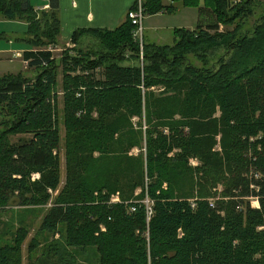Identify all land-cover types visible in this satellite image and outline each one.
I'll return each mask as SVG.
<instances>
[{
  "label": "trees",
  "instance_id": "16d2710c",
  "mask_svg": "<svg viewBox=\"0 0 264 264\" xmlns=\"http://www.w3.org/2000/svg\"><path fill=\"white\" fill-rule=\"evenodd\" d=\"M177 3L198 8L196 28L174 29L173 44L144 42L141 62L128 16L112 30L73 33V44L92 36L104 54L73 48L56 59L59 0L48 9L0 0V19L28 24L23 57L34 71L0 75V211L45 206L58 191L39 230L59 235L42 247L45 264H264V3L144 0L145 14ZM259 5L252 29H229ZM221 49L211 65L191 61ZM21 134L31 136L12 140ZM4 225L0 264H22L28 230L6 241ZM29 247L39 264L41 242ZM88 249L99 258L82 263Z\"/></svg>",
  "mask_w": 264,
  "mask_h": 264
},
{
  "label": "rangeland",
  "instance_id": "374dc122",
  "mask_svg": "<svg viewBox=\"0 0 264 264\" xmlns=\"http://www.w3.org/2000/svg\"><path fill=\"white\" fill-rule=\"evenodd\" d=\"M203 0H201L202 3ZM236 2H240L241 0H232ZM245 0H242L244 2ZM35 2V1H34ZM171 0H164L165 4L170 3ZM257 3H264V0H255ZM250 3V0H249ZM253 3V2H252ZM204 3H202L203 5ZM256 13L254 16L251 17L248 21L245 19H237L233 24L229 26V29H236V27L239 28V31L245 30L248 31L249 29H252L253 23L255 21V18L259 16V14L263 11V5L259 6H253ZM147 16V15H146ZM198 17L199 12L197 7H184L182 4L177 3V9L173 12H164V14L161 15H152L145 17L144 25L148 27L149 29H145L143 31V40L145 42H151V43H158V44H173L175 41L174 36V29L179 28H185V29H195L198 24ZM4 20V19H3ZM202 21L205 23L207 20V17H204ZM19 23H13V22H0V32H2L0 35V47L7 48L9 47V42L13 41L18 44L30 46L29 44L21 41V38L25 37L28 31V27L24 31H15V28H19ZM4 28V29H3ZM223 28V26H221ZM227 28V27H226ZM134 30V29H133ZM18 32V33H15ZM100 47L99 42L92 36H83L80 41L77 43V45L71 44V43H64L60 41L56 46L49 48L52 50L54 57L56 59H61L63 57V53L70 52L74 55L77 54L78 51H81L83 53L89 52L92 54H104L101 53V51H98ZM77 49L78 51L74 50ZM224 50H218L217 52H214L210 55H208L204 60L200 61L196 59L195 57H191V61L194 64L197 65H211L217 58H219L222 54H224ZM129 54V52H128ZM12 54H10L11 56ZM2 54L0 55V75L4 74H18L20 72L27 73L28 76L32 77L34 74L33 70H29L26 66V64L23 62V58H13L12 60L8 58H1ZM5 56V55H4ZM132 62H137L133 59H125L121 61L123 65H130ZM63 65L59 66V75H58V89L61 90L62 86V79H63ZM101 76V72H97V77ZM154 92L156 94H161L167 91V88L164 86H158L153 88ZM167 93H171V91H168ZM62 93L59 95V118L61 120L60 122V160H61V183L59 188L63 187L65 184L66 179V154H65V143H64V137H65V128L62 124ZM1 120V118H0ZM134 121H138L137 118H134ZM30 134H21L17 136H13L12 140L17 141L20 137L28 138L30 137ZM138 150H134L133 153H137ZM190 164L192 166L198 165L197 159L191 158ZM60 190V189H59ZM58 194V191L52 192V200L45 206L36 207V208H28V209H22L14 206V208L7 209L4 212L0 211V222L2 221L4 225V229L6 231L4 235V239L6 241L11 240L12 235L16 232L17 228L22 225L25 226L28 230V236L22 246V264H29L30 261V242L33 237H37V239L41 242V247L37 250H35L32 253V260L34 263L39 264H45L44 258L41 255L42 247L46 244H48L50 241L53 240V238L59 237V235H54L53 233H46L39 231L40 225L42 222L43 217L48 212L50 206L52 205L53 199ZM147 198L145 199V201ZM119 201V195L116 194L112 197V202H118ZM251 205L253 207H258V203L256 199H250ZM88 254L86 256H82L79 258V261L82 263L86 262V257L92 261L97 260L99 258V254L94 253L93 250H87Z\"/></svg>",
  "mask_w": 264,
  "mask_h": 264
},
{
  "label": "crops",
  "instance_id": "0c3cea01",
  "mask_svg": "<svg viewBox=\"0 0 264 264\" xmlns=\"http://www.w3.org/2000/svg\"><path fill=\"white\" fill-rule=\"evenodd\" d=\"M30 1L32 5H34V7L37 9L49 8L50 0ZM135 3L136 0H59V18L61 23V34L59 40L66 44H73L71 42V37L73 33L79 29H115L121 23H123V21L127 17L129 9L132 8ZM161 14L164 13L160 12L153 15ZM148 16L152 15H147L146 17ZM0 22L19 23L20 27L15 28V31H24L28 27V24L25 21L0 19ZM145 29L149 28L144 25L143 21V31ZM2 32L6 31L2 30L0 34ZM9 45L10 46L7 48L0 47V55L2 54L1 58H8L10 60H12L13 58H23V62H25L23 53L26 50H31V46L18 44L13 41H10ZM10 54L12 55L10 56Z\"/></svg>",
  "mask_w": 264,
  "mask_h": 264
},
{
  "label": "built area",
  "instance_id": "2783aa9c",
  "mask_svg": "<svg viewBox=\"0 0 264 264\" xmlns=\"http://www.w3.org/2000/svg\"><path fill=\"white\" fill-rule=\"evenodd\" d=\"M128 18L131 20V23L134 25L133 36L134 39L139 42L140 46V61L144 60V40H143V21L146 17L144 0H136L135 5L129 9L127 13ZM27 66L28 61L24 62ZM145 204L148 206L149 213L151 210V202L147 199Z\"/></svg>",
  "mask_w": 264,
  "mask_h": 264
}]
</instances>
